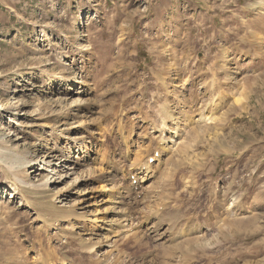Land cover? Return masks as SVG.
<instances>
[{"label":"rangeland","instance_id":"374dc122","mask_svg":"<svg viewBox=\"0 0 264 264\" xmlns=\"http://www.w3.org/2000/svg\"><path fill=\"white\" fill-rule=\"evenodd\" d=\"M116 263L264 264V0H0V264Z\"/></svg>","mask_w":264,"mask_h":264},{"label":"bare ground","instance_id":"6f19581e","mask_svg":"<svg viewBox=\"0 0 264 264\" xmlns=\"http://www.w3.org/2000/svg\"><path fill=\"white\" fill-rule=\"evenodd\" d=\"M172 64V63H171ZM236 102H240V100L239 99H237L236 100ZM209 119L208 118V115L205 117V118H203L202 120H204V121H206L207 119ZM193 120V119H192ZM194 121V120H193ZM200 122V121H199ZM179 131H180V123L179 122H176V124L174 125V127H173V130L171 131V133H173L174 135L171 137V142L172 141H176L175 140V138H176V136H178L179 135ZM177 144V143H176ZM68 157H66V159H64V160H67V162H71L70 161V159H72L71 157L72 156H70V155H67ZM150 158V157H149ZM149 158H148V160L146 161V163L147 162H149ZM30 160H35L34 158H30ZM100 161H101V159H99ZM71 164V163H70ZM74 168H76V167H74ZM150 168H151V166L150 165H145V167L143 168L144 169V171H145V176L144 177H142L143 178V181L141 182V183H143V182H148L149 181V175L152 173V172H150ZM97 169H100V170H102V167H100V168H97ZM75 170L76 169H74V172H72L71 174H76V172H75ZM94 171H95V169H93L92 170V173H94ZM155 171V170H154ZM143 173V172H142ZM142 178H141V180H142ZM156 184V183H155ZM151 185H153V183L151 184ZM150 186V185H149ZM148 185H146V188H148L149 187ZM143 187H145V186H143V184H142V186H141V189H143ZM156 187V186H155ZM99 188H101V190L103 191V193L105 194V197L102 199V205H104L103 206V208H101L98 212H99V214H101L100 216V218H97L96 219V221L98 222V220H103L104 221V219H105V217H107V214H113L114 215V217H116L115 215L116 214H119V213H124L123 212V208L122 207H120V203H121V201L120 200H118L119 199V196H116V195H118L116 192H119L118 191V185H112V186H109V185H100V187ZM138 188H140V187H138ZM144 191V190H143ZM121 197V196H120ZM236 200V199H235ZM101 204V203H100ZM234 205V204H233ZM231 209V208H230ZM225 213V212H224ZM121 216H123V217H125V215L124 214H121ZM128 218H130L129 216H127ZM95 220V219H94ZM125 220V219H124ZM127 220H129V219H127ZM113 221H120V219H116V220H113ZM101 222V221H100ZM224 229H225V227H224ZM187 233V232H186ZM185 233V234H186ZM192 233V232H191ZM184 234V233H183ZM117 264V263H116Z\"/></svg>","mask_w":264,"mask_h":264}]
</instances>
